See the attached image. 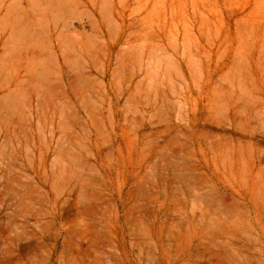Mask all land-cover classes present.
<instances>
[{"label":"rangeland","instance_id":"1","mask_svg":"<svg viewBox=\"0 0 264 264\" xmlns=\"http://www.w3.org/2000/svg\"><path fill=\"white\" fill-rule=\"evenodd\" d=\"M0 264H264V0H0Z\"/></svg>","mask_w":264,"mask_h":264}]
</instances>
